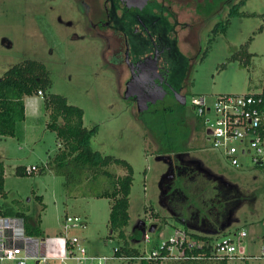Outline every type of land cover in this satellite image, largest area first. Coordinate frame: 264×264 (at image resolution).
Instances as JSON below:
<instances>
[{
  "label": "rangeland",
  "instance_id": "374dc122",
  "mask_svg": "<svg viewBox=\"0 0 264 264\" xmlns=\"http://www.w3.org/2000/svg\"><path fill=\"white\" fill-rule=\"evenodd\" d=\"M240 1L226 0L217 12L204 18L203 24L201 19L197 21L196 14L182 13L183 19L193 20L196 26L202 24L185 88L186 130L196 121L192 106L195 95H206L211 103L220 94L264 92V0H247L240 8L245 15L230 19L226 35L214 38L212 34L213 28L226 20L231 8ZM83 13V7L74 0H0V78L9 68L25 61L43 63L52 80L50 93L64 96L69 104L81 108L86 128L98 127V133L91 140L92 149L132 166L130 220L125 228L128 236L141 223L147 230L157 225L158 230L150 233L152 243L147 245L151 250L153 245L175 235L176 229L183 228L164 203L162 186L163 179L175 166L177 154H182L223 177L242 195L230 226L215 235V243L232 239L238 248L239 258L228 264H264L263 258H256L261 255L264 237V167L248 165L244 170H234L210 148L204 131H192L186 136L175 133L171 127V136H176L175 143L181 149L168 154L160 151L155 130L149 126H154L153 115L156 110L171 105L174 107L171 120L177 121L181 118L179 107L174 99L167 97L148 114H141L135 103L125 97L124 78L106 63L103 44L87 36ZM251 38L250 63L241 58L231 60ZM48 120L42 108L28 128L26 138L23 137L24 123L18 126L16 137L0 135V162L5 169L4 206L40 222L50 255L65 253L63 222L66 216H79L85 220L86 227L74 229L71 234L83 241L90 255L111 258L106 264H142L140 260L114 257L115 249L122 242L117 237L109 238L112 201L97 197L109 188L110 179L102 174L95 177L86 174L81 182L69 183L48 166L49 159L60 147L56 134L47 129ZM33 166L38 171L32 175L16 174L18 167L31 169ZM41 169L44 172L40 173ZM108 170L118 176L127 174L124 168L115 165ZM38 197H43V202ZM153 212L159 217H153ZM132 245L141 251L145 249L142 239Z\"/></svg>",
  "mask_w": 264,
  "mask_h": 264
},
{
  "label": "trees",
  "instance_id": "16d2710c",
  "mask_svg": "<svg viewBox=\"0 0 264 264\" xmlns=\"http://www.w3.org/2000/svg\"><path fill=\"white\" fill-rule=\"evenodd\" d=\"M226 0H206L201 5L200 13L209 16L217 11ZM247 0H241L234 5L229 17L218 23L213 29L215 36L226 35L229 30L231 18L244 16L240 11L241 6ZM263 31V28H260ZM251 38L244 44L238 55H232L231 60L241 58L250 63L253 54L249 52ZM241 56V57H239ZM225 68V65H222ZM52 80L50 73L43 63L37 61H25L9 68L4 76L0 78V135L3 137H16L18 126L26 121V102L28 97L38 96L42 92L43 109L48 114L47 129L54 132L60 142L58 152L48 162L50 169L58 176L66 177L69 183L85 179L86 174L93 177L100 174L110 179V186L107 190L97 195L99 198H109L112 201L109 216L110 239L117 237L122 245L116 248V255H137L139 249L133 247V242H140L145 225L141 223L132 235L125 233L129 224L130 215V194L132 190L134 171L132 166L112 156H104L94 151L91 147V140L98 133V127L88 129L84 126V111L69 104L66 97L50 93ZM181 118L177 121L171 120L174 107L155 111V119H152L155 136L159 150L163 153L177 152L181 149L171 136V127L175 133L189 136L192 131L203 128L202 121L196 119L192 128H187L185 119V106L177 104ZM148 114V113H144ZM168 116V120L164 116ZM171 116V117H170ZM147 121L149 122L148 118ZM168 125V126H167ZM186 130V131H184ZM169 159V158H168ZM171 160V158H170ZM174 168L163 179L164 203L179 221H184V229L190 236L200 241L215 242V235L222 233L233 221L234 210L242 201V195L237 187L229 183L223 177L217 176L205 168L200 162L187 159L182 154H177L174 160ZM122 167L126 170L124 176H118L108 170L111 166ZM44 172L43 169L40 173ZM5 169L0 162V194L4 198ZM16 174L19 176L32 175L27 169L18 167ZM43 202V197H38ZM6 213L13 216H21L25 219L27 233L31 236L44 238L40 222L30 215L16 212L10 207H5ZM158 218L159 215L152 213ZM156 226V231L158 226ZM228 264L229 261H176L168 264ZM142 264H160L159 262H142Z\"/></svg>",
  "mask_w": 264,
  "mask_h": 264
},
{
  "label": "built area",
  "instance_id": "2783aa9c",
  "mask_svg": "<svg viewBox=\"0 0 264 264\" xmlns=\"http://www.w3.org/2000/svg\"><path fill=\"white\" fill-rule=\"evenodd\" d=\"M42 92L38 96H42ZM28 104L31 105L29 97ZM192 106L196 119L202 121L205 138L210 148L220 154L234 170H244L248 165L264 167V92L248 94H220L209 103V97H192ZM38 168L27 169L33 174ZM0 194V264H106L111 258L89 254L83 241L72 235L74 229L85 228L86 222L79 216H66L63 222L65 253L60 256L50 255L44 238L27 233L25 219L21 216L8 215ZM150 231L145 230L142 241L144 251L137 255H116L124 261L159 262L160 264L176 261H231L239 258L238 248L232 239L219 243H207L189 235L181 228L168 240L162 241L152 249ZM242 236H246L243 233ZM264 259V237L261 241V255Z\"/></svg>",
  "mask_w": 264,
  "mask_h": 264
},
{
  "label": "flooded vegetation",
  "instance_id": "af4514ba",
  "mask_svg": "<svg viewBox=\"0 0 264 264\" xmlns=\"http://www.w3.org/2000/svg\"><path fill=\"white\" fill-rule=\"evenodd\" d=\"M74 1L83 7L87 36L103 44L106 63L124 78L125 94L128 83L135 78L145 90L144 96L163 87L167 94L162 101L171 97L181 104L177 97L185 96L187 102L185 88L193 65L191 55L195 53L198 30L208 17L199 11L206 0ZM188 12L191 16L196 14L202 24L196 26L193 20L183 19L182 13ZM212 34L215 38L213 30ZM205 56L206 52L202 59ZM127 99L138 109L136 97ZM159 102L149 104V109L141 114ZM168 107L173 106L165 109ZM202 131L203 128L197 132Z\"/></svg>",
  "mask_w": 264,
  "mask_h": 264
},
{
  "label": "water",
  "instance_id": "95a60500",
  "mask_svg": "<svg viewBox=\"0 0 264 264\" xmlns=\"http://www.w3.org/2000/svg\"><path fill=\"white\" fill-rule=\"evenodd\" d=\"M140 87L141 86L139 85V81L133 78L128 83L127 91L125 94L127 98L136 97L138 99V111L140 113L147 111L149 109V104H155L158 101H162L167 94L166 90H164L163 87H159V89L151 90L148 96H144L142 92L145 90H143ZM177 99L181 104L183 105L186 104L185 96L182 97L179 96L177 97ZM149 231L151 233L155 232L156 226L155 225L151 226Z\"/></svg>",
  "mask_w": 264,
  "mask_h": 264
},
{
  "label": "crops",
  "instance_id": "0c3cea01",
  "mask_svg": "<svg viewBox=\"0 0 264 264\" xmlns=\"http://www.w3.org/2000/svg\"><path fill=\"white\" fill-rule=\"evenodd\" d=\"M29 97L25 99L26 102V121L24 122L25 126L23 129L24 138L27 136L28 128L31 127L32 123L38 118L43 108V99L36 97L31 98V105L28 104ZM27 124V125H26ZM184 225V221H180ZM184 229V227H183Z\"/></svg>",
  "mask_w": 264,
  "mask_h": 264
}]
</instances>
